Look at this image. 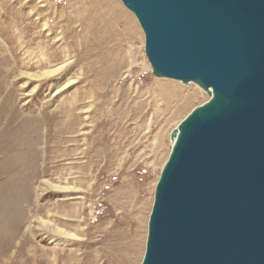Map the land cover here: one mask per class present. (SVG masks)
I'll return each instance as SVG.
<instances>
[{"label":"rangeland","instance_id":"1","mask_svg":"<svg viewBox=\"0 0 264 264\" xmlns=\"http://www.w3.org/2000/svg\"><path fill=\"white\" fill-rule=\"evenodd\" d=\"M156 72L121 0H0V264H141L171 136L210 98Z\"/></svg>","mask_w":264,"mask_h":264},{"label":"water","instance_id":"2","mask_svg":"<svg viewBox=\"0 0 264 264\" xmlns=\"http://www.w3.org/2000/svg\"><path fill=\"white\" fill-rule=\"evenodd\" d=\"M122 1L157 70L222 100L184 127L142 264H264V0Z\"/></svg>","mask_w":264,"mask_h":264},{"label":"bare ground","instance_id":"3","mask_svg":"<svg viewBox=\"0 0 264 264\" xmlns=\"http://www.w3.org/2000/svg\"><path fill=\"white\" fill-rule=\"evenodd\" d=\"M122 1V0H121ZM123 2V1H122ZM124 3V2H123ZM125 5V4H124ZM126 6V5H125ZM127 7V6H126ZM128 8V7H127ZM130 9V8H129ZM131 10V9H130ZM131 11H133V10H131ZM134 12V11H133ZM122 13H123V11H122ZM135 13V12H134ZM135 15H136V13H135ZM136 17H137V15H136ZM138 18V17H137ZM138 20H139V18H138ZM131 21V20H130ZM139 22H140V20H139ZM143 28V27H142ZM143 30H144V28H143ZM145 31V30H144ZM145 34H146V32H145ZM149 61H150V59H149ZM151 62V61H150ZM151 65H153L152 63H151ZM153 67L155 68V66L153 65ZM155 70L157 71L156 73H158V75H160V76H163V77H165V76H167V75H165V74H163V73H161L159 70H157L156 68H155ZM53 73V72H52ZM167 77H169V76H167ZM166 78V77H165ZM172 78V77H171ZM175 79H177V78H175ZM178 81H182V82H185V83H193V84H196V86H198V87H200L201 89H203V90H205L206 92H208L209 94H210V98L207 100V101H205L204 103H202L201 105H198V106H196V107H194L191 111H190V113L185 117V118H183L182 120H181V122L179 123V126H178V128L175 130V132L173 133V136H171L172 137V139H171V151H170V154H169V156H168V158H167V160H166V162H165V164H164V166H163V170H162V173H163V171H164V169L166 168V166H167V164H168V162H169V160H170V158H171V156H172V154H173V152H174V150H175V148H176V146L178 145V143H179V141H180V139H181V137H182V135H183V132H184V127H185V125L187 124V122L189 121V119L191 118V117H193L194 115H197V114H203V113H206L207 111H209L211 108H213V107H215L216 105H217V102H218V100H219V97H221V95L217 92V90L213 87V86H208V85H206L205 83H204V81L201 79V78H196V79H177ZM167 85V87L168 88H172L174 91H179L178 90V88H177V86H173V85H169V84H166ZM162 173H161V176H162ZM161 176H160V179H161ZM160 179H159V181L157 182V185H156V192H157V189H158V185H159V183H160ZM57 187H59V188H63V186H60V185H58ZM155 201H156V195H155V200H154V202H153V206H152V211H151V215H152V212H153V208H154V205H155ZM151 215H150V219H149V225H150V220H151ZM44 223H49V221H46V220H44L43 221ZM57 228V231L59 232V233H61V234H64V235H69V236H75V234H73V233H70V232H68L67 230H65L64 228H62V227H59V226H56ZM77 236V235H76ZM148 236H149V228H148V235H147V243H148ZM147 243H146V249H147ZM145 255H146V252H145ZM145 255H144V257H143V260H142V262H141V264L143 263V261H144V258H145Z\"/></svg>","mask_w":264,"mask_h":264}]
</instances>
